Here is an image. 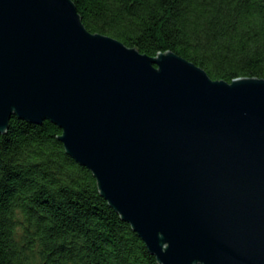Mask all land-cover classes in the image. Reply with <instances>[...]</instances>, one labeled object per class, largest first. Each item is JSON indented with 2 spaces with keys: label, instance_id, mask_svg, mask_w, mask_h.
<instances>
[{
  "label": "water",
  "instance_id": "water-1",
  "mask_svg": "<svg viewBox=\"0 0 264 264\" xmlns=\"http://www.w3.org/2000/svg\"><path fill=\"white\" fill-rule=\"evenodd\" d=\"M13 116L62 129L159 264H264V78L143 54L73 0H0V133Z\"/></svg>",
  "mask_w": 264,
  "mask_h": 264
},
{
  "label": "trees",
  "instance_id": "trees-1",
  "mask_svg": "<svg viewBox=\"0 0 264 264\" xmlns=\"http://www.w3.org/2000/svg\"><path fill=\"white\" fill-rule=\"evenodd\" d=\"M93 33L213 79L264 78V0H73ZM49 120L0 133V264H159Z\"/></svg>",
  "mask_w": 264,
  "mask_h": 264
}]
</instances>
